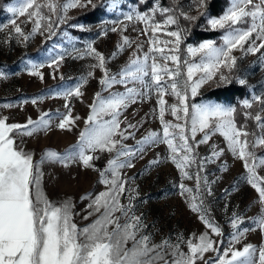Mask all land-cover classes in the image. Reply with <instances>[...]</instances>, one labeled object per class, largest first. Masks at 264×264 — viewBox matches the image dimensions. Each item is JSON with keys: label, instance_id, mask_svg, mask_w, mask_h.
Instances as JSON below:
<instances>
[{"label": "snow or ice", "instance_id": "6c2138e0", "mask_svg": "<svg viewBox=\"0 0 264 264\" xmlns=\"http://www.w3.org/2000/svg\"><path fill=\"white\" fill-rule=\"evenodd\" d=\"M101 3L104 4V0ZM193 3L198 11L196 16L178 7V0H173L170 7L157 5L151 14L136 8L122 13L124 20L143 23L145 28L142 34L148 35L150 32L151 36L147 41L148 50L144 52L143 44L137 43L128 61L115 73L107 67L109 60L115 59L119 52L134 43L122 34L127 30L126 24L108 30L121 33L117 51L111 57L98 51L94 41L87 42L83 50L73 44L72 52L76 53L74 59L88 56L95 63L90 65L91 70L86 76H81L74 86L55 93L65 99V108L68 110L55 114L59 120L56 127L71 130V126L80 119L71 115L70 98L83 96L81 88L94 76L96 69L102 73L99 80L101 91L95 93L93 103L89 105L90 113L84 121L85 127L80 131L77 143L63 153L46 149L39 161H34V154L17 144V137H31L49 131L53 114L43 112L38 119L29 117L24 124L9 123L8 117H0V264H264V242L258 246L246 243L242 248L234 247L249 231L258 230L264 234V177H260L256 171L258 167L264 166V157H260L256 163L254 151L257 147H264V117L261 115L264 113V95H254L251 100L242 101V107L247 110L253 109L254 104L259 106L255 114L252 111L244 112L245 120L256 122L259 134L248 131L246 123L237 125L235 107L190 102V98H195L199 90L210 82L218 85L233 82L238 59L234 51L239 50L246 55L264 49V0L257 3L254 0H231V6L218 18L209 17L206 11H200L207 8V0H193ZM90 4L94 9L97 7L92 0H17L5 6L11 18L0 26V32L11 26L7 35L11 37L14 33L20 42L28 41L38 32L41 35L47 32V39H51L59 25L70 19V10ZM105 6L115 12L121 8V0H109ZM157 11L166 14L163 21L165 28L168 25L176 26L175 30L166 31V35L172 39L161 41L156 37V33L162 30L161 23L154 18ZM202 16L207 19L211 29H222L224 34L219 45L213 40L203 41L198 47L188 45L187 57H198L196 62L181 55V45L189 29L181 27L179 19L183 17L189 23H194ZM18 17H25L26 21L32 22L31 32L23 31L17 23ZM242 24L248 26L239 27ZM103 34L107 35V31ZM64 36L68 37V33L64 32ZM70 54L67 49L50 54L48 66L58 69L65 55ZM260 60L264 64V54ZM42 67V62L29 60L26 63L27 73L41 80ZM8 76L9 73L0 68V80ZM236 80L241 86L246 84L244 79L236 77ZM130 84L133 86L129 87ZM114 85H122L125 90L109 91ZM105 91H109L106 97L102 94ZM153 93L157 96L158 107V113L156 109L153 113L160 121L162 132L149 131L135 146L129 147L124 142L134 138V133L128 129L136 128V125L126 123V127L121 128V123L125 121H121L120 117L130 104L136 103L138 99H150ZM165 95L174 97L176 102L169 104ZM39 99L43 97L34 98L31 103L36 104ZM3 107L12 105L5 104ZM166 113L176 122L166 120ZM198 133L203 136L196 141ZM217 133L227 142L232 155L243 162L247 172L246 182L258 194L261 211L251 218L255 227L242 228L243 217L234 212L229 221L233 229L229 247L222 252L208 232L187 241L182 236L178 237L175 244L168 239L151 243L150 236L144 234L147 225L142 216L136 215L133 204L135 196L131 195L136 190L128 187L132 178L122 175V170L134 167L133 161L142 159L147 148L157 144L166 145L168 159L179 171L181 181L195 179L194 189L180 183L181 195L187 194L190 209L199 214V219L211 234L221 236L222 229L210 218L205 204V193L211 195L212 191L208 178L201 172L204 163L219 158L223 149L217 150L213 145L211 156L203 160L198 159L195 151ZM97 152L113 154L103 169L96 168L93 163L99 159V156L93 155ZM76 162L97 171L98 182L105 186L104 191L94 196L87 194L81 197L82 200L90 201L84 219L98 214L95 220L83 228L73 222L74 204L71 199L58 203L50 201L42 189L41 165L59 163L68 167ZM158 163L159 156L149 161L148 167ZM193 164L197 165L194 175L187 170ZM222 170L226 171V166H222ZM125 193L130 194L127 204L121 202ZM182 244H186V252L182 250ZM209 252L215 253V256L205 260V254Z\"/></svg>", "mask_w": 264, "mask_h": 264}, {"label": "rangeland", "instance_id": "374dc122", "mask_svg": "<svg viewBox=\"0 0 264 264\" xmlns=\"http://www.w3.org/2000/svg\"><path fill=\"white\" fill-rule=\"evenodd\" d=\"M211 0H207V6ZM17 0H0V26L7 23L11 18V14L6 11L5 6L10 3H16ZM109 0H92L97 7L94 9L92 5L83 8H76L69 11L70 19L67 23L59 25L56 29V34L47 39L48 33L41 35L39 32L30 37L26 42H20L15 34L11 37L7 35L11 31V26L5 31L0 32V68L7 71L9 76L7 79L0 80V117H8L9 123L24 124L31 117L33 120L39 118L43 112L53 114L52 125L49 131L40 132L33 136L17 137V144L27 152H32L34 161H39L42 152L46 149H53L63 153L65 149L76 144L79 138V133L85 127L84 121L90 113V107L93 103L95 93L101 91L99 80L102 73L99 69L94 71V76L88 79V82L81 88L83 96L80 98L71 97L70 107L72 117H80L79 120L71 126V130H61L56 125L59 120L55 117L57 112L66 113L65 99L56 96V92H61L65 88L74 86L79 82L81 76H86L90 71V65L95 61L88 56L83 59H74L76 53L72 52V46L83 50L85 44L89 41H94V47L103 53L106 57H111L112 53L117 51L116 46L121 40L120 32L108 31L113 26L123 27L127 25V30L122 34L129 37L134 43L131 47H126L122 52H119L115 59H110L107 67L111 72H117L124 65L132 52L136 49L137 43L143 44V51L148 50V39L151 36L143 35L145 25L137 21L124 20L122 13L130 12L133 8L140 12H149L157 5L159 7H170L173 5V0H121V8L115 12L109 10L105 5ZM259 0H254V3ZM231 6V0H223L222 8L218 15L212 16L207 8L200 11H206L209 17L218 18L228 7ZM178 7L189 15L196 16L198 11L193 0H178ZM87 14H92L86 17ZM96 16L97 21L91 22L90 18ZM155 21L161 23L162 30L156 33V37L161 40L172 39L166 35V31L175 30V25L163 26V21L166 19V14H161L159 11L155 13ZM122 22V23H114ZM17 23L25 33L31 32L33 24L26 21L25 17H18ZM181 27L189 29L184 42L181 45V55L187 57V46L198 47V45L206 40L194 41L190 38V34L194 30L215 32L213 40L219 45L222 43L224 30L211 29L205 17H200L194 23H189L183 17L179 19ZM72 25H82L83 27H72ZM242 24L239 27H247ZM107 31V35L103 32ZM64 32L68 33V37L64 36ZM71 38V39H69ZM255 38V34H253ZM5 40L8 42L5 43ZM259 43V41H257ZM248 45L246 44L245 47ZM64 49H67L70 55H65L61 66L57 69L55 66H48V58L50 54H56ZM142 54V53H141ZM237 59V65L234 69L235 75L233 82L229 85L217 84L210 82L204 85L195 98H190L191 103H211L222 104L225 106L235 107L237 109L235 119L237 125L247 124V130L259 134L260 129L257 128L256 122L252 119L245 120L244 112L252 111L253 114L259 111V106L254 104L253 109L247 110L242 107V101L245 99L251 100L254 95H264V64L261 63L260 57L264 54V49L256 54H243L236 50L233 53ZM198 62V57H187ZM31 60L33 62H42L44 67L40 69L43 74V79L31 76L26 71V63ZM222 71H227L222 69ZM53 75L55 78H53ZM63 76V79H61ZM236 77L246 80V84L241 86ZM132 87L133 85H128ZM224 86H240L243 87L245 95L243 98H238L234 102H220L208 100L203 97L210 90L221 88ZM139 87V86H137ZM122 85H114L109 91L117 92L124 91ZM109 91L102 94L106 97ZM37 97L39 99L36 104H32L31 100ZM165 100L171 104L176 102L175 98L165 95ZM157 96L153 93L151 98L138 99L136 103L130 104L120 117L121 128L126 127V123L136 125V128L128 129L134 133V138H129L124 143L129 147L135 146L136 142L142 139L149 131H161L160 121L153 110L158 107L156 104ZM24 101H28L24 103ZM235 103V104H234ZM5 104H11L12 107H3ZM264 117V113H261ZM166 120L174 118L166 113ZM203 134L198 133L196 141L202 139ZM215 145L217 150L223 149V154L219 158H214L211 162H205L201 175L206 176L210 182L212 194L205 193L204 200L208 208L210 218L222 229L221 236L211 234L205 224L199 219V214L193 212L187 200V194L181 195L179 185L181 182L186 187L195 188V179H185L181 181L180 173L176 167L168 159L167 146L157 144L146 149L143 158H138L133 161L134 167L122 170V175L126 178H132V182L128 185L129 188L135 189L133 204L136 215L142 216L147 227L144 229V234L149 235L151 243H160L164 239H168L171 243L178 242V237H183L185 241L192 238H198L201 234L208 232L210 237L217 242V247L221 252L229 247V241L233 229L229 223L232 214L235 212L243 217L244 223L242 228H254L251 218L256 217L261 211V204L258 202L257 192L246 182V169L243 162L234 157L227 148V142L218 133L213 135L206 144H200L196 149L198 159L203 160L205 157L211 156L212 146ZM257 157L256 163L260 157H264V147H257L255 150ZM93 155L99 156V159L93 163L96 168L103 169L106 162L113 154L107 152H97ZM160 158V163L148 167L149 161ZM251 163V161H250ZM222 166H226V171L222 170ZM43 172L42 189L48 199L53 202H60L65 199H71L74 204L73 222L80 228L90 224L97 218V215L90 216L84 219L87 215V205L89 200H82L81 197L87 194H98L105 190V186L100 184L99 173L93 168H86L81 163L76 162L68 167H64L59 163H45L41 165ZM193 175L197 171V165L193 164L187 169ZM260 177H264V166L256 169ZM227 190V191H226ZM129 193H125L121 202L128 203ZM116 215H119L117 213ZM123 223V221H121ZM222 242V244H221ZM264 242V234L260 231H249L241 240L235 244V248H242L244 244L251 243L260 245ZM130 246V245H129ZM183 251H187L186 244L181 245ZM215 253L209 252L205 254V260L209 257H214ZM202 264V262H198Z\"/></svg>", "mask_w": 264, "mask_h": 264}, {"label": "trees", "instance_id": "16d2710c", "mask_svg": "<svg viewBox=\"0 0 264 264\" xmlns=\"http://www.w3.org/2000/svg\"><path fill=\"white\" fill-rule=\"evenodd\" d=\"M223 0H211L207 6V10L210 15L216 16L219 14L222 8ZM92 14H87L86 17H90ZM91 22H96V16L90 18ZM215 32H205V31H198L194 30L190 34V38L194 41H203V40H210L215 39ZM245 91L243 87L240 86H224L221 88H216L213 90L208 91L203 95L204 98L208 100H215L220 102H234L238 98H243L245 95ZM235 104V103H234Z\"/></svg>", "mask_w": 264, "mask_h": 264}]
</instances>
